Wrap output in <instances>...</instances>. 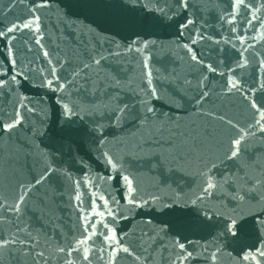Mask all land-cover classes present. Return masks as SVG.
Segmentation results:
<instances>
[{
    "label": "water",
    "instance_id": "1",
    "mask_svg": "<svg viewBox=\"0 0 264 264\" xmlns=\"http://www.w3.org/2000/svg\"><path fill=\"white\" fill-rule=\"evenodd\" d=\"M10 2L12 0H0V28L28 14L30 0H15L14 6L5 11ZM172 2L141 0V4L150 3L160 8ZM254 2L259 5L262 0ZM53 3L55 7L45 12L41 19L43 49L31 43L32 34L29 32H17V39L13 41L17 60L14 71L23 69L29 78L20 77L19 87L15 91L0 89V123L10 120L14 110L19 107L21 97H24L26 105L20 109L25 116L24 123L11 135H0V195L7 196L11 202L17 184L31 180L42 170V154H46L49 158L55 157L62 171L68 172L73 180L82 176L83 166V174L90 182L96 183L98 188L103 186L118 198L120 193L116 187H109L102 180H97V175H103L104 169L96 159L98 137L91 129L103 123V134L112 142L108 148L122 159L125 169L131 173L141 192L157 194L161 202L178 198L177 203L163 209L158 206H126L121 209L127 218L119 221V228L138 245L136 250L141 257L138 264H170L175 251L171 242L177 238L181 242L191 240L193 245L198 243L201 248L212 247L213 251L218 246L215 264H239V249L230 242H216L206 231H181L177 227L185 220L202 218L205 211L212 214L217 209L231 212L235 208L239 213L241 202L233 199L237 194L244 195L242 207L245 209L261 212L264 208V134L260 133L243 146L239 160H224L213 170L217 187L211 190L210 195L197 201L195 206L192 204L197 195H202L198 176L200 165L195 157L206 150L201 146L200 136L204 121L194 114L189 98L194 89L185 83L191 80L195 85L199 72L185 55L183 47H176V43H188L203 64L216 65L218 70L226 72V65L232 63L235 54L230 46L223 43L230 34L226 26L221 27L219 16L228 0H188L189 8L177 17V22L188 16L196 23L185 30L183 38L177 37L174 25H164L149 37L157 41L151 52L150 70L159 98L154 99L152 104L158 113L171 117V120L162 116L163 122L158 120L140 125L129 118L119 126L113 122L112 109L125 103L133 106L134 110L140 107L142 89L146 84L144 73L148 70L142 69L137 60L129 56L110 59L102 70L86 69L82 72L76 87L58 103L60 93L39 86L42 70L47 75L48 68V58L43 56V51H48L53 59L66 56L73 66L79 65L89 48L97 44L113 48L115 44H127L132 38L108 23L112 17L142 16L146 10L141 6L133 8L129 0H94L91 5L93 11L76 7L73 0H53ZM257 14L264 17V10ZM197 32L204 39L197 36V43L193 45L190 37ZM253 34L257 40H262L264 28L257 26V33ZM29 47L31 51H28ZM257 50L264 52V43L258 44ZM249 58L251 63L243 73V80L249 84L254 80L257 83L264 80V69L257 64L259 57ZM70 73L71 68H68ZM221 82L215 73H208L209 86L216 92ZM211 101L207 107L214 106L216 110L229 114L239 111L236 97L214 94ZM61 103L80 112L79 116L72 117L73 135L70 142L65 140L60 127L64 119ZM226 147L225 141L223 147L217 146L214 151L221 154ZM112 184L115 185L116 181ZM71 190L69 181L60 175L40 187V191L29 200L28 209L22 217L17 218L13 213L0 209V236L15 235L25 241L24 244L16 243L0 249V264H63V254L57 253V246H63L78 226ZM261 214L264 215V212ZM245 218L249 225L245 242L252 245L257 243L258 230L254 226L253 215L246 212ZM18 226L25 227L35 238L34 247L24 232H17ZM41 251L43 256L38 255ZM92 264L103 262L93 254ZM117 264L133 262L121 259ZM199 264L204 262L200 261Z\"/></svg>",
    "mask_w": 264,
    "mask_h": 264
},
{
    "label": "snow or ice",
    "instance_id": "2",
    "mask_svg": "<svg viewBox=\"0 0 264 264\" xmlns=\"http://www.w3.org/2000/svg\"><path fill=\"white\" fill-rule=\"evenodd\" d=\"M73 2L76 7L86 11L94 10L91 7L94 0H73ZM129 3L133 8L136 6L144 8L145 14L142 16H114L108 21L114 28L126 32L132 37L127 44H115L113 48H105L103 45L97 44L83 54L84 59L76 66H73L70 58L57 56L53 59L50 57V53L45 50L43 56L48 58L47 75H44V70H42V80L39 86L45 87L53 93H60L58 97V103H60L63 96L76 87L78 78L86 69L99 71L110 59L129 56L136 59L142 69L148 70L144 73L146 84L142 89L143 97L138 109L134 110L133 106L126 103L112 109L115 126H119L123 120L129 118L138 121L140 125H147L158 120L163 122L162 116L171 120V117L158 113L152 104L154 99L159 98L158 89L153 86L150 70L151 52L157 41L149 39V37L164 25H174L177 37L183 38L185 30L194 25L196 21L185 16L183 20L177 22V17L186 13L189 8L188 0H173L164 8L153 7L150 3L141 4V0H129ZM14 4L15 0H12L6 6L5 11L10 10ZM53 7H55L53 0H30L26 16L0 28V60H2L0 89L15 91L19 87L20 77L29 78L23 69L14 71L17 66L16 50L13 46V41L17 39L15 34L17 32L31 33V43L43 49L42 40L44 37L41 30V19L42 15ZM261 10H264V0L259 5L254 0H228L226 8L222 10L219 16L221 27L226 26L230 34L223 43L230 46L235 54L232 63L226 65V72L218 70L216 65L203 64L188 43L183 45L176 43V47H183L185 55L189 57L193 67L199 72V78L195 85L191 80L185 81L189 88L194 89L189 98L195 110L194 114L204 121L200 136L201 146L206 148L195 157L200 165L198 176L200 177L202 195H197L196 199L192 201L194 206L197 201L210 195L211 190L217 187L213 170L224 160H239L242 148L247 141L255 137L257 133L264 134V80H260L258 83L254 80L249 84L242 78L244 71L251 63L250 56L259 57L257 64L260 69H264V52L257 50V45L264 43V38L257 40L256 35L253 34L257 33V26L264 28V17L257 14ZM197 36L204 39L197 32L190 37L191 44L197 43ZM28 51H31V47L28 48ZM68 68H71L70 74H68ZM208 73H215L221 78L222 82L219 84L218 92L209 86ZM116 83L119 84V81ZM214 94L238 98L239 111L229 114L216 110L214 106L207 107L212 103L211 97ZM23 101L24 97H21L19 107L14 110L10 120L0 123V135H11L18 126L24 123L25 116L20 110L26 107ZM61 109L64 119L60 122V127L65 140L70 142L73 135L72 117L79 116L80 112L66 103H61ZM80 118L83 119L82 116ZM103 129V123H99L91 129L98 137L96 159L104 169L103 175H97V180H102L109 187H116L120 193L118 198L103 186L98 188L96 183L90 182L83 174V166L81 167L82 176L73 180L68 172L62 171L55 157L49 158L46 154H42L44 158L42 170L31 180L17 184L11 202L7 196L0 195V209L11 212L20 218L26 213L29 200L34 197L36 192L40 191V187L51 182L54 177L60 175L66 177L72 189L70 195L77 211L78 226L63 246H57V253L63 254L61 256L63 264H82V262L92 264L93 254L103 264H117L121 259H130L133 264H138L141 259L136 250L138 245L132 242L128 233L122 232L119 228V221L127 218L121 209L126 206L130 208L158 206L163 209L178 202V198L161 202V197L157 194L142 193L134 179L131 178V173L125 169L122 159L108 148L112 142L104 136ZM225 141L227 147L223 148L221 154H217L214 149L217 146L223 147ZM113 181H116L115 185L112 184ZM45 195L47 194L45 193ZM233 199H238L241 202L239 213L235 208L231 212L217 209L212 214L205 211L202 218L185 220L178 223L177 227L181 231H206L212 235L216 242H230L239 249L237 253L239 264H245V262L264 264V215L261 214L264 212V208L261 209V212H254L251 208L245 209L242 207L245 197L241 194H237ZM246 212L253 215L254 226L258 230L257 243L252 245L245 242L249 227L245 218ZM17 232H24L29 237V242H33V247L35 246V238L26 231L25 227L18 226ZM16 243L24 244L25 241L15 235L0 236V249H6L9 245ZM171 244L175 251L170 264H199L200 261H203L204 264H215L217 260L218 246L216 251H213L212 247L201 248L198 243L193 245V242L187 239L181 242L179 238L173 240ZM105 252H107L106 257ZM121 254L124 255L121 256ZM38 255L43 256V251Z\"/></svg>",
    "mask_w": 264,
    "mask_h": 264
}]
</instances>
